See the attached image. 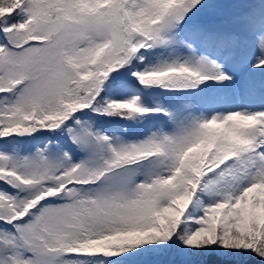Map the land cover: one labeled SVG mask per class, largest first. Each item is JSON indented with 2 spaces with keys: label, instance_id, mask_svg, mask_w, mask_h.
Returning a JSON list of instances; mask_svg holds the SVG:
<instances>
[{
  "label": "snow or ice",
  "instance_id": "obj_1",
  "mask_svg": "<svg viewBox=\"0 0 264 264\" xmlns=\"http://www.w3.org/2000/svg\"><path fill=\"white\" fill-rule=\"evenodd\" d=\"M0 264H264V0H0Z\"/></svg>",
  "mask_w": 264,
  "mask_h": 264
}]
</instances>
